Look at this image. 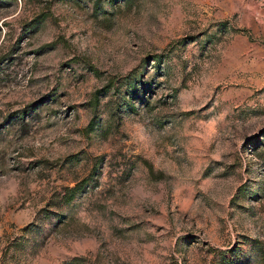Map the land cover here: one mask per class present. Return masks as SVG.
<instances>
[{
	"label": "rangeland",
	"instance_id": "obj_1",
	"mask_svg": "<svg viewBox=\"0 0 264 264\" xmlns=\"http://www.w3.org/2000/svg\"><path fill=\"white\" fill-rule=\"evenodd\" d=\"M0 264H264V0H0Z\"/></svg>",
	"mask_w": 264,
	"mask_h": 264
}]
</instances>
